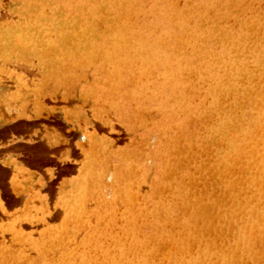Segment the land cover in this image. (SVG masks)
<instances>
[{"label": "bare ground", "instance_id": "obj_1", "mask_svg": "<svg viewBox=\"0 0 264 264\" xmlns=\"http://www.w3.org/2000/svg\"><path fill=\"white\" fill-rule=\"evenodd\" d=\"M16 3L24 18L22 45L41 42L48 79L65 82L72 68L89 69L96 91L121 97L150 140L146 150L134 142L116 152L93 136L107 164L122 162L113 186L126 209L110 199L109 211L96 207L85 215L78 200L79 213L71 208L68 215L75 225L66 222L89 232L81 245L75 228H68L71 234L66 227L65 235L53 228L34 240L13 226L14 242L31 245L39 258L6 246L0 256L24 264H264V0ZM45 10L55 15L58 41L51 42ZM20 123L13 127L22 129ZM9 130L0 129V136ZM30 151V162L47 161L46 146ZM11 166L15 179L19 163ZM8 174L0 161V185ZM76 184L75 193H82Z\"/></svg>", "mask_w": 264, "mask_h": 264}, {"label": "rangeland", "instance_id": "obj_2", "mask_svg": "<svg viewBox=\"0 0 264 264\" xmlns=\"http://www.w3.org/2000/svg\"><path fill=\"white\" fill-rule=\"evenodd\" d=\"M17 1L0 0V129L8 126L12 131L18 130L13 126L20 122L24 124L22 125L23 130L36 124L38 129L35 128L34 130L35 137H29L30 139L27 141H0V161L3 162L4 168L9 171L7 179H10L8 180L9 187L6 185L7 179L5 186L0 185V241L3 242L0 243V252H4L5 246L9 247L5 250H11L12 248L13 252L16 250V254H20L21 250L26 249L29 257L38 260L39 254L31 245L20 242L15 243L16 241L13 238L15 233L11 230L13 226H17L21 234H30L34 240L41 239L42 234H46L48 230L50 232L53 228L55 232L51 231L52 234L64 235L66 234L64 233L66 227L65 232L72 228L71 231L75 230L79 234L77 235L74 232L75 239L78 238L76 244L81 245L80 240L84 237V234L86 237L89 232L86 228V231H84V227L82 230H77L79 225L70 227L72 223L75 225L68 217L71 208L75 215L81 209L86 212L85 215H89L90 212L97 210L96 207L105 212L112 206L109 203L113 204L115 202L113 205H117L116 202L121 198L113 184L114 181L116 183L115 179L119 172L118 167L122 162L112 159L114 167L107 164L109 157L102 155L101 152L97 153L99 150L96 151L95 149L96 143H93V136L107 140L116 152L129 150L134 142L139 145L140 149L146 150L150 137L145 129L136 128L137 125L134 126L136 121L128 111L125 113V105L127 104L123 103L121 97H117L111 90H108V93H105L101 88L96 91L95 87L99 86L93 84L95 77L92 76L89 69L72 68V72H67L68 78L65 82L61 80L56 82L55 79L53 81L52 77L48 79L50 77L49 72L44 69L45 67L42 64L44 58L41 55L45 53L42 51L44 46L41 42L38 41L39 46L34 43H29V47L22 45L24 18L20 9L15 7ZM52 14L50 10L44 12L47 20L45 25L50 29L51 42L52 40L58 41V35H60L55 30L56 20L55 15ZM37 16L38 14L32 15L27 24L33 26ZM35 37L32 40H35ZM45 73L46 75H44ZM146 97L150 96L143 97L141 102H144ZM133 107H135V104L132 103ZM150 109L152 111V108ZM154 115H157L158 118L162 116L158 109L154 111ZM41 128L44 129L43 133ZM11 130L4 132V134H8ZM40 137L42 140H34ZM140 139L141 141H139ZM39 145H44L49 150L47 153L48 159L43 163H55V168L45 169L48 178L31 171L26 165L38 164L30 162L29 158L31 155L30 150ZM99 155L103 157H99ZM102 158L103 160H101ZM12 162L19 163L17 171H20V173L26 171V173L29 172L27 174L31 175L23 176L16 171L17 178L14 179ZM93 163L100 167L94 166ZM101 167L106 169L111 167L109 168L111 173L107 170V172H104ZM100 173H103L104 176ZM98 174L99 176H96ZM28 176L33 177H30V179ZM100 176L102 179L104 178L103 181L101 179V183H99L100 180H96L101 178ZM107 176L109 177L107 178ZM83 177L82 188L79 186L81 184L77 185L76 183H81L79 181ZM75 184L82 188L79 190L82 193L77 191L81 195L80 197L77 196L80 199H76V202L72 198L74 194L77 195ZM148 191L147 183H143L141 192L145 195ZM94 197L95 199L92 200L91 198ZM110 199H113L114 202L108 201ZM78 200H81V202ZM123 200L118 201L119 204L121 203L117 206L120 209L122 207L126 209ZM77 201L80 202V205ZM106 202L110 205L109 207ZM70 204H73L72 207H67ZM74 204L78 205L79 212L76 211L77 207L74 210ZM122 204L125 206H122ZM81 205L82 207L84 205V209L80 208ZM67 218L72 222H68L71 223L70 226L66 222L68 221ZM71 219L73 220V218ZM97 219L94 222H97ZM75 223L77 224V222ZM95 224L92 225L96 226ZM71 231L69 230L68 233L73 234ZM66 247L64 250H67ZM69 248L71 247L69 246ZM68 250L66 253L69 252ZM51 253L50 257L53 255ZM0 255H6V253ZM6 258L8 259V257ZM6 258H0L2 259L0 264H4ZM17 259L15 262L11 259L14 262L11 264L25 263L24 260L18 262L21 258L18 261ZM11 261L9 258L7 262L10 263Z\"/></svg>", "mask_w": 264, "mask_h": 264}, {"label": "crops", "instance_id": "obj_3", "mask_svg": "<svg viewBox=\"0 0 264 264\" xmlns=\"http://www.w3.org/2000/svg\"><path fill=\"white\" fill-rule=\"evenodd\" d=\"M36 126H37V124L35 126H32L29 129H24V130L20 129V130H13V131L11 130L6 136H0V141H2V142H8L10 140L27 141L30 138L35 137L34 136V134H35L34 130H35V128H37ZM41 132L42 133L44 132L43 128H41ZM34 140L35 141L42 140V138L40 137V138H37V139H34ZM26 165L31 171H33V172H35L37 174H40V175L44 176L45 178H48L45 169L46 168H55V163L54 162L53 163H51V162L40 163V164H36V165H34V164H26ZM8 180H10V179L9 178L7 179V184H6L7 187H9Z\"/></svg>", "mask_w": 264, "mask_h": 264}]
</instances>
